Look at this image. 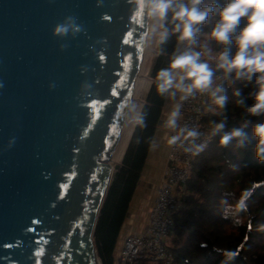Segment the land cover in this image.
<instances>
[{"label": "water", "instance_id": "1", "mask_svg": "<svg viewBox=\"0 0 264 264\" xmlns=\"http://www.w3.org/2000/svg\"><path fill=\"white\" fill-rule=\"evenodd\" d=\"M150 23L137 0H0V264H103Z\"/></svg>", "mask_w": 264, "mask_h": 264}, {"label": "trees", "instance_id": "2", "mask_svg": "<svg viewBox=\"0 0 264 264\" xmlns=\"http://www.w3.org/2000/svg\"><path fill=\"white\" fill-rule=\"evenodd\" d=\"M226 2L204 0L202 5H217L201 26L195 45L197 49L207 45L210 52L202 60L209 59L213 69L215 54L223 51L225 46L210 39L208 34L218 19L216 12ZM243 26L242 19L240 28ZM167 27L171 29L172 24ZM177 36L171 34L166 43L158 44V54L151 70L152 82L140 112L144 124H135L131 137L129 135L126 151L116 166L98 216L94 243L103 264H115L118 238L146 166L166 101V96L157 91L156 76L161 69L169 66L176 54ZM228 47L230 55H234L235 45ZM218 73L223 72L216 70L214 74ZM219 84L225 88L228 101L223 110L213 105L214 111L205 112L204 123L210 135L213 122L225 117V131L240 127L245 119L252 124L264 122V114L247 116L244 109L236 104L241 98L245 99L246 105L253 103L249 93L254 91V83L233 79L231 83ZM237 90L241 93L239 97L234 95ZM207 102L211 104L210 97ZM244 130L249 136L247 148H237L235 141L228 147H222L220 137L211 135L208 146L193 161L188 179L189 193L185 198L188 207L176 214L168 239V246L180 264H222L229 255L232 258L227 260V264H264V230L260 229V225H264V163L255 158L251 125ZM245 190L250 194L247 211L237 217L234 206ZM237 218L241 223L235 222Z\"/></svg>", "mask_w": 264, "mask_h": 264}, {"label": "clouds", "instance_id": "3", "mask_svg": "<svg viewBox=\"0 0 264 264\" xmlns=\"http://www.w3.org/2000/svg\"><path fill=\"white\" fill-rule=\"evenodd\" d=\"M204 0H137L139 9L147 16L151 23V32L156 36L158 44L167 42L171 34H178V43L185 45V50L174 54L167 68L161 69L156 76V88L161 96L175 98L180 94V100H187L197 93L207 94L211 104L223 110L228 101L225 88L216 83L214 78L216 70H222L225 80H243L254 83V91L249 93L253 100L251 105H246L241 98L236 104L244 109L247 116H260L264 114V0H227L223 7L216 12V20L210 39L224 45V50L215 57L216 64L213 69L202 56L210 52L207 45L202 51H196L197 36L201 26L207 21L210 14L217 8L215 3L202 7ZM169 14L171 17L169 18ZM244 26L240 28L241 21ZM171 23L172 28L167 25ZM239 28V31L237 29ZM234 44L236 52L230 55L229 45ZM234 95L239 97L237 90ZM180 104H176L166 120V127L177 128L180 117ZM136 111L135 106H131ZM135 123L143 126V115L137 112ZM251 125V137L255 140L253 147L255 158L264 163V122L252 124L245 119L240 127L225 131L227 118L213 122L211 135L219 136V144L228 147L233 141L237 148H247L249 136L244 129ZM181 135L193 141L200 133L195 130L181 128L177 135L170 137L169 144H176ZM205 145H194L195 153L203 151ZM192 149L186 148L185 151ZM247 190L236 201L234 210L239 213L247 211L249 199ZM232 210V206H229ZM236 223H241L237 218ZM264 230V225H260ZM229 255L222 264H227Z\"/></svg>", "mask_w": 264, "mask_h": 264}, {"label": "built area", "instance_id": "4", "mask_svg": "<svg viewBox=\"0 0 264 264\" xmlns=\"http://www.w3.org/2000/svg\"><path fill=\"white\" fill-rule=\"evenodd\" d=\"M194 49L204 50L197 49L196 46ZM216 77L220 78L216 80L218 84L233 81L223 79V73L214 74V78ZM179 97L177 104L181 106L180 117L177 128L172 129L171 135H177L181 128L195 130L200 135L194 141L181 135L176 144H170L167 164L149 211L146 227L142 231H133L124 238L115 264H180L176 262L168 246V237L174 227L176 214L188 207L185 198L189 193L190 171L194 159L202 152L195 153L194 145L203 144L205 149L211 141V135L204 123V114L211 111L212 107L207 102V94L197 93L183 101ZM186 148L192 150L185 151Z\"/></svg>", "mask_w": 264, "mask_h": 264}, {"label": "crops", "instance_id": "5", "mask_svg": "<svg viewBox=\"0 0 264 264\" xmlns=\"http://www.w3.org/2000/svg\"><path fill=\"white\" fill-rule=\"evenodd\" d=\"M152 34L153 33H151V35L148 38V44H147L148 46L146 47L145 54L150 50L149 41H150V37L152 36ZM184 50H185V46L183 44L178 43L176 54L183 52ZM217 55L218 54H216L215 57ZM208 60L209 59H206L207 62H208ZM153 63L151 65H148L146 71L144 72L145 76H147L146 74H149V73L151 75ZM142 70H141V72H142ZM144 74H143L141 79L143 82H147L148 86L150 87L151 82H152V78H151V81L148 82V80L143 79V78H145ZM139 84H140V79L137 82L135 93H134V96L136 99L140 98L143 101V102H141V104L138 108V113L141 112V109H142L144 102H145L146 94L149 90V87H147L145 90H143V88H142V91H141V94L139 97V95L137 94V91H138L139 86H140ZM178 97H179V93H177L175 98L166 96V101H165L164 109L162 111L161 121H160V124L157 128L154 140H153L151 148H150L146 168L144 170V173L142 174V177H143L142 181L143 182H141V183L139 182L138 187H137L138 189L136 190V193L134 196V201H135L134 207H135V209H132V211L130 212V215L128 213V215L126 217L125 223L122 227V230H121L119 238H118L117 247L115 250L116 256L118 255L119 249L123 243L124 238L129 233H131L133 231H142L146 227V224L148 221V214H149V211H150V209L152 207V203H153L152 199H153V197L156 196L159 185H157V188L152 189L153 190V191H151L152 195L149 196V195H146L145 193L147 190H149L147 186L151 183V181H153V182L156 181L158 184L160 177H162V175H163L164 167L167 164L168 152H169V148H170V144L168 143V140L170 139V137H172V135H171L172 129L166 127V120L168 119L169 114L171 113V111H173L175 105L177 104ZM147 180H148V182H146ZM149 180H151V181H149ZM144 182H146V183H145V185L142 186L141 184ZM145 188H146V190H145ZM146 196H148L147 198H148V201L150 199V202H147Z\"/></svg>", "mask_w": 264, "mask_h": 264}, {"label": "rangeland", "instance_id": "6", "mask_svg": "<svg viewBox=\"0 0 264 264\" xmlns=\"http://www.w3.org/2000/svg\"><path fill=\"white\" fill-rule=\"evenodd\" d=\"M151 33L152 32H150V34H149V36L151 35ZM148 46V45H147ZM149 47H150V50L144 55V59H143V64H142V68H141V70H142V72H140V77H139V79H140V86H139V89H138V91H137V94L139 95V97H140V94H141V91H142V88H143V90H145L147 87H148V83L147 82H143L142 81V76H143V74H144V72L146 71V69H147V67H148V65H151L153 62H154V60H155V57H156V55L158 54V42H157V38H156V36L154 35V34H152V36L150 37V41H149ZM216 55V54H215ZM208 63L210 64V66H211V62L208 60ZM147 76H145V74H144V77L145 78H143L144 80L146 79V80H148V82H150L151 81V75H150V73L149 74H146ZM139 81V80H138ZM138 97V96H137ZM141 102H143L140 98H135V96L133 97V100H132V104H131V106H135V109H136V111H132V110H129V113H128V118H127V120H126V123H125V126H124V130H123V134H122V138H121V141H120V144H119V147H118V150H117V153H116V155H115V157L113 158V160L111 161L112 162V165H113V167H114V170L116 169V166H117V164L118 163H120L121 162V160H122V158H123V156H122V154H123V152H124V149H125V146H126V143H129V142H127L128 141V139H129V135H130V132H131V130H132V128L134 127V125H135V117H136V115H137V112H138V108H139V106H140V104H141ZM131 106H130V109H131ZM210 106L212 107V110L211 111H214L215 110V108L213 107V105L212 104H210ZM128 145V144H127ZM127 148V147H126ZM122 157V158H121ZM147 164V163H146ZM145 168H146V166H145ZM145 168H144V170H145ZM143 173H144V171H143ZM163 176V175H162ZM143 180V177L141 178V180H140V183L141 182H143L142 181ZM160 180H161V177H160V179H159V182H158V184H157V182L155 181V182H153V181H151V180H149V181H151V185L149 184L147 187H148V189L149 190H147L146 191V195H152L151 194V191H153L152 189H154V188H157V185H159L160 184ZM146 182H148V180L146 181ZM146 182H144V183H142L141 185L143 186V185H145V183ZM146 187V186H145ZM151 187V188H150ZM159 188V187H158ZM138 189V188H137ZM145 190H146V188H145ZM136 193V192H135ZM135 196V195H134ZM148 196H146V199H147V202H150V199H149V201H148V198H147ZM154 199H155V197H153V199H152V202H154ZM134 203H135V201H134V197H133V199H132V202L130 203V209H129V215H130V212L132 211V209H135V207H134ZM152 205H153V203H152ZM168 239H169V237H168Z\"/></svg>", "mask_w": 264, "mask_h": 264}, {"label": "bare ground", "instance_id": "7", "mask_svg": "<svg viewBox=\"0 0 264 264\" xmlns=\"http://www.w3.org/2000/svg\"><path fill=\"white\" fill-rule=\"evenodd\" d=\"M151 23H152V22H151ZM151 23H150V28H149V34H150V32H151V30H150V29H151ZM149 34H148V38H149ZM147 44H148V39H147V42H146V47H147ZM146 47H145V50H146ZM144 53H145V51H144ZM144 55H145V54H144ZM140 72H141V70H140ZM140 72H139L138 77H137V80H136L135 89H136V85H137V82H138L139 77H140ZM135 89H134V93H135ZM133 97H134V94H133ZM132 100H133V98H132ZM131 104H132V101H131V103H130V106H131ZM130 106H129V109H128V112H127V115H126V119H125V122H124V126H125L126 120H127V118H128V113H129V110H130ZM135 124H136V123H135ZM124 126H123V129H122L121 135H120V139H119L118 145H117L116 148H115V151H114V154H113L112 160H113V158L115 157V155H116V153H117V150H118V147H119V144H120L121 138H122V134H123ZM134 127H135V125H134ZM134 127H133L132 130H131L130 137H131V135H132V131H133ZM130 137H129V139H128L127 142H129ZM127 144H128V143H126V146H125V150H124V152H123V155H124V153H125V151H126ZM112 160H111V161H112Z\"/></svg>", "mask_w": 264, "mask_h": 264}]
</instances>
